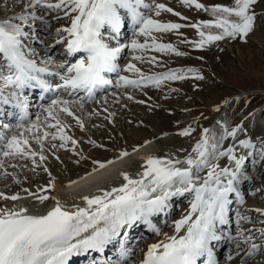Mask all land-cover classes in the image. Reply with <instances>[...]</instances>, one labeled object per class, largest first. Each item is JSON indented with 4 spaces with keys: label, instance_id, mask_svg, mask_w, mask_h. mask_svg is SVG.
Here are the masks:
<instances>
[{
    "label": "snow or ice",
    "instance_id": "obj_1",
    "mask_svg": "<svg viewBox=\"0 0 264 264\" xmlns=\"http://www.w3.org/2000/svg\"><path fill=\"white\" fill-rule=\"evenodd\" d=\"M180 2L186 7L209 12L213 17L210 21L190 25L200 38L198 42L189 41L197 50L226 38H240L246 43V38L255 29L257 17L252 8L258 0H234L233 6L213 5L210 9L198 0ZM18 6L21 9L19 14L0 19V64L3 65L0 70V102H14L20 112L18 123L0 125L5 130L0 131V170L6 165L18 167L13 161H30L32 171H35L48 159L46 144L49 149H64L75 154L78 141L68 134L70 125L62 117H71L83 131L84 121L75 115L71 105L79 104L83 108L84 99H63L61 90L69 96L84 92L87 101L99 103L94 95L98 88L110 85L134 90L150 85L159 88L165 81L187 78L181 71L148 75L135 63L128 62L124 67L119 63L126 51L133 53L131 60L154 65L156 57H145L144 53L184 55L171 44L159 43L154 35L178 32L184 25L161 23L153 18V14L159 17L161 12H168L181 20L186 17L156 0L151 3L147 0H19ZM38 12H63L65 17H71L69 27L57 30L58 35L65 33L66 39L56 43H66L69 55L83 53L84 56L70 66L58 65L64 69L63 73L50 70L51 58L38 63L37 53L27 43L38 40L34 26L37 21L50 26L45 16L38 15ZM129 24L132 39L123 43V30ZM213 29L217 31L213 32ZM121 72L130 73L135 78L121 75ZM188 72L193 70L188 69ZM110 73L118 75L114 85L106 78ZM46 77H58L60 82H50ZM195 78L204 79L198 74ZM37 88L54 95L47 106L42 105L35 121H31L25 91ZM133 98L131 94L127 95L128 100ZM220 127L222 133L219 136L204 128L200 140L183 160L169 156L142 157V171L135 178L121 172L123 183L120 186L102 189L100 194L82 196L83 206L72 204L68 207L60 199L47 194L56 188L55 178H51L47 167L43 171L50 179L36 192L28 188L23 189L25 196L0 192V199L13 202L29 197L40 205L54 201L44 214H33L24 203L0 209V264H69L73 257L92 254L101 257L93 264H129L133 251L129 246L131 230L143 225L160 235L161 230L153 218L166 215L174 197L186 195L191 196L189 209L173 222V234H164L163 240L149 245L141 264H219L217 246L221 242L235 245L234 254L230 252L227 256L229 264L236 257L241 258L240 264H250L257 254L262 257L257 264H264V244H257L255 237L241 228V221L246 217H239L236 221L235 236L221 230V226L230 223L229 208L233 202L230 197L235 194L236 199L244 203L237 185L248 179L245 171L248 157L258 150L264 160V140L258 146L250 138L239 139V134L244 131L242 124L229 128L221 123ZM191 132L192 129H187L178 134L189 136ZM229 138L238 143L224 148L223 141ZM90 142L100 147L94 141ZM237 148L245 150L246 154L237 155ZM128 156L127 151L119 153V159ZM224 158L228 166L222 167L219 162ZM95 163L98 165L96 170H103L114 161ZM3 174L10 175L6 171ZM13 180L21 183L15 177ZM260 238L264 239V229L260 230ZM110 249H115V259L107 257Z\"/></svg>",
    "mask_w": 264,
    "mask_h": 264
},
{
    "label": "rangeland",
    "instance_id": "obj_2",
    "mask_svg": "<svg viewBox=\"0 0 264 264\" xmlns=\"http://www.w3.org/2000/svg\"><path fill=\"white\" fill-rule=\"evenodd\" d=\"M147 2L151 3V0ZM156 2L163 3L174 12L186 17L181 20L171 13L161 12V15L157 17L162 19L158 20L159 22L178 23L184 27H181L178 32L154 33L159 43L171 44L184 55L177 56L174 53L155 51L144 53L145 57H156L157 63L154 65L133 61L131 60L133 53L126 51L119 63L121 67L128 62L135 63L148 75L162 74L170 70L181 71L187 78L165 81L159 88L150 85L144 89L134 90L110 85L95 95L99 103L84 100L85 107L93 105L96 107L95 114L98 113L92 119L85 116L84 121H87L85 131L79 129L75 121L68 123L71 117L64 119L67 120L65 121L67 124H71L68 134L78 141L75 154L64 149H49L46 144L45 154L48 159L35 171H32L30 161H13L18 167L12 168L6 165L4 170H0V192L9 196L17 193L24 195V188L36 192L37 189L46 186L50 179L48 173L43 171V168L47 167L51 178H55L56 182L55 190L47 194L58 198L61 188L67 185L69 180H78L83 174L92 172L95 166H98L95 162L113 161L121 151L131 153L140 146H148L146 148L151 156H169L183 160L200 140L204 128H210L212 133L219 136L222 133L221 123L229 128L242 124L244 131L239 134V139L250 138L255 144L260 145L261 140H264V111L259 112L264 107V0H258L252 8L257 19L255 29L246 38V43L240 38L234 40L226 38L206 45L203 50H197L192 43H189V41L198 42L200 39L197 31L190 25L212 20L210 13L194 7H186L180 0H156ZM198 2L209 9L213 5H234V0H198ZM18 5L19 0H0V19L19 14L21 9ZM37 14L44 15L50 26L37 21L34 26L38 40H29L27 43L37 53L35 58L38 63L51 58L50 70L63 73L64 69L58 68V65L64 63L65 66H70L83 58L79 55L68 60L66 43H56L57 40L66 39V34L58 35L57 30L69 27L71 17H65L63 12L59 14L38 12ZM153 17H155L154 14ZM130 40L126 37L123 43H128ZM2 69L3 65L0 64V70ZM188 69H192L193 72L189 73ZM120 74L135 78L130 73L121 72ZM196 74L204 79H196ZM106 78L112 80L114 85L118 75L106 74ZM46 79L53 83L60 82L58 77H46ZM63 93L61 92L63 99L76 100L86 97L84 92L75 93L72 98H67V92L63 91ZM128 94L134 97L133 100L127 99ZM53 95L48 93L47 99L37 104L33 101V107L31 111H28L30 112L28 119L35 121L36 116L41 113L42 105L47 106ZM73 105L80 107L79 104ZM217 108L219 111H215ZM110 113L113 115L109 116ZM254 113H256V120L248 122L246 118ZM9 115L12 117L8 113ZM16 123V121L0 119V125ZM187 129H192L189 136L178 134ZM0 131L5 130L0 128ZM90 141H94L100 147H95ZM237 143L238 141L229 138L223 141V147L227 148ZM33 147L35 148L36 145ZM71 147L69 144V148ZM243 154H246L245 150L237 148V155ZM57 156L59 159L56 158ZM219 163L222 167L228 166L226 158L221 159ZM140 164L142 163L133 162V165L126 170L127 173L135 178L137 173L142 171ZM4 171L10 175L5 176ZM245 171L248 179L237 185L244 203L241 204L234 194L230 197L233 201L229 208L230 221L246 217V220L241 221V228L246 234L253 235L257 244H264V239L260 238V230L264 229V215L261 214L264 212V160L261 159L258 150L255 155L247 158ZM13 177L21 183L17 184ZM190 199L191 196L179 198L175 203L171 202L172 206L168 209L171 211L170 224L166 221V225H161L155 221L158 228L161 226V234L147 237L143 242L131 247L133 251L129 264H141L149 245L163 240L164 234H173V222L187 212ZM35 202L31 197L23 201L27 206ZM48 202L46 201L45 204ZM5 205L6 202L0 199V209L5 208ZM179 205L180 208H178ZM236 232L235 224L230 234L235 236ZM244 247L246 248L247 245ZM234 250V244H227V251L219 258V264H229L227 256L230 252L234 254ZM111 258L115 259L112 255ZM240 259L236 257L231 264H240ZM260 259L262 257L257 254L250 264H257Z\"/></svg>",
    "mask_w": 264,
    "mask_h": 264
},
{
    "label": "bare ground",
    "instance_id": "obj_3",
    "mask_svg": "<svg viewBox=\"0 0 264 264\" xmlns=\"http://www.w3.org/2000/svg\"><path fill=\"white\" fill-rule=\"evenodd\" d=\"M31 90L33 91V89H31ZM31 90L29 91V93L32 92ZM34 92H35V90H34ZM61 92L63 93V91H61ZM25 93L28 94L27 91H25ZM36 93H38V92L36 91ZM47 95H48V93H45V95H44V93L42 92V93H40V98L43 96L45 99H47ZM73 95L69 96V94H68L67 98H72ZM26 96L28 97V95H26ZM84 100L87 101V98H85ZM71 108H72V111L75 113V115L78 116L79 118H82L83 121H84L85 116L89 117L90 119H92V117L97 116L95 114L96 107L93 105L92 106L89 105L86 107L83 106V108H81L79 106L74 107V105H73V106H71ZM17 110L18 109L15 108V106H14V102L9 103V104H4L3 102H0V115L1 116H3L4 111H5L4 114L5 113H7V114L13 113L14 115H16ZM101 111H97V112H101ZM262 111H264V109ZM255 115H256V113L248 116L246 118V120L248 122L256 120ZM62 118L68 119V117H62ZM65 121H67V120H65ZM70 121H73V123H74V120H72L71 118L67 122L69 123ZM16 122L18 123L19 120H17ZM86 122L87 121H84L85 128H86ZM89 123L91 124L92 122H89ZM263 124H264V120H263ZM257 125H261V124H257ZM209 130H210V132H212L210 128H209ZM72 132H73V130H72ZM146 147L148 148V146L138 147L137 148L138 151H135V150L132 151L130 153V156H128L124 159H119V154H118V157L115 160H113L114 163L110 164L107 168H105L103 170H96L98 166H95V169L92 172L87 173V174H83V176H80V178L78 180H73V179L69 180V183H67V185L62 187L61 191L59 190L60 194L58 196V199H60L61 202L68 207H70L72 204H78V205L83 206L81 197L84 195H87L88 192H90L89 195L91 196V195H95V194H100V191L102 189L103 190H110L111 187L120 186L123 183V180L119 174L121 172H127L126 170H128V168L131 165H133V162L134 163H136V162L141 163L142 161H144L142 159V157H146V156L150 155V151H148ZM103 163H106V162H103ZM25 195L26 194L21 195V196H25ZM188 196H190V195H186L184 197H188ZM179 198H183V197H176V198L172 199L170 201V207L172 206L171 202L174 201V203H175L177 201V199H179ZM4 201L6 202L5 208L16 207L17 204L23 203V201H18V202H13L10 200H4ZM68 202H69V204H68ZM53 204H54L53 200H49V202L47 204H44V205H40L36 201L35 203L28 205V207L30 208V210L32 211L33 214H44V213H46L47 210H49L53 206ZM181 204H183V203H181ZM180 205L178 206V208H180ZM140 231H141V229L139 227H137V228L132 229L130 234L131 233L137 234ZM132 242H133V239H131V236H130L129 246H132ZM115 258H116V256H115Z\"/></svg>",
    "mask_w": 264,
    "mask_h": 264
},
{
    "label": "water",
    "instance_id": "obj_4",
    "mask_svg": "<svg viewBox=\"0 0 264 264\" xmlns=\"http://www.w3.org/2000/svg\"><path fill=\"white\" fill-rule=\"evenodd\" d=\"M90 193H88L87 195H89Z\"/></svg>",
    "mask_w": 264,
    "mask_h": 264
}]
</instances>
